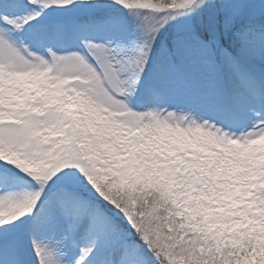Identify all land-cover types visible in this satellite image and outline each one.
<instances>
[{
    "label": "snow or ice",
    "instance_id": "snow-or-ice-1",
    "mask_svg": "<svg viewBox=\"0 0 264 264\" xmlns=\"http://www.w3.org/2000/svg\"><path fill=\"white\" fill-rule=\"evenodd\" d=\"M0 264H264V0H0Z\"/></svg>",
    "mask_w": 264,
    "mask_h": 264
}]
</instances>
